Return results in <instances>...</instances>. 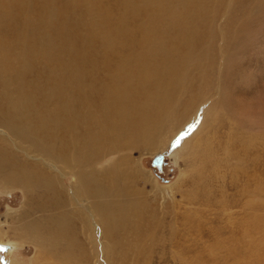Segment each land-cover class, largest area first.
<instances>
[{
	"label": "rangeland",
	"instance_id": "obj_1",
	"mask_svg": "<svg viewBox=\"0 0 264 264\" xmlns=\"http://www.w3.org/2000/svg\"><path fill=\"white\" fill-rule=\"evenodd\" d=\"M33 1L25 0L26 15L29 18L46 15L53 25L58 24L66 30L60 37L64 36L67 43L80 47L83 42L94 41L95 48L89 51H92L97 69L105 63L100 57L106 43L119 51L113 54L111 63L106 64L112 72L121 68L123 56L144 55L150 60L152 56L162 59L164 54L166 62L167 55H172V50H175L179 52L177 55L183 54L180 57L184 61L177 59L175 67H180L178 71L185 79L173 89V106L168 107L172 114L165 110L158 116L161 120H168L163 132L159 130L158 138L155 137V143H164V149L132 151L136 162L145 171L142 173L147 178H154L160 187L167 188L166 197L153 196L150 186L147 187L148 194L142 191L141 197L132 204L130 196L120 197L119 207L123 215L100 212L101 233L97 226L83 224L82 216L77 215L78 212L74 214L69 201H66L59 206L57 213L56 209L54 213L48 210L45 214L41 211L36 213L38 219L41 215L46 217L40 221L52 224L45 229V235H48L35 230L22 232L19 225L34 219L30 212L24 213V210L27 201L37 196L38 188L32 190L27 187L25 192L21 186H8L6 181L11 174L5 168L0 174V264H264V0H199L202 4L205 2L206 5H202L205 11L199 18L194 16L195 19L190 17V0H159V11L166 17L152 9L155 3L150 7L137 8L134 14L126 16L131 24L128 28L135 35V39L129 40H125L124 32L117 36L116 24L121 15H125L127 3L132 8L139 4V0H46L47 4L42 8L35 6ZM170 10L174 14H170ZM71 19L77 21L82 31L76 38L69 35ZM148 19L152 20V24L149 22L152 29L157 26L152 35L155 39L141 41L144 34L142 30L137 31V27ZM2 29L3 32L8 30ZM189 34L193 41L187 42L184 38ZM31 40L32 37L25 34L23 41L27 47L34 43ZM17 48L15 46L14 50ZM154 49L158 53L152 54ZM117 53L121 55L118 57ZM91 54L82 56L93 59L88 57ZM36 57L43 61L38 54ZM68 58L69 55H64V61ZM117 58L121 60L118 62ZM18 64L7 68L10 72L5 70V74L9 72L6 75L10 76H5L7 81L18 74V67L23 68L24 64ZM143 65L137 64L139 69H132L135 67L129 65L130 71L119 77H128L137 86L142 82ZM46 66L28 65V71L18 77L20 82L29 81L35 104L40 106L44 101L42 84H33V81L44 77L45 71L53 70L45 69ZM182 67L185 69L183 72ZM60 68L57 72L61 71ZM120 78L111 84H119ZM2 85L0 78V87ZM152 85L147 82L138 89L132 88L133 99L154 91L156 88ZM44 86L48 89V84L44 83ZM2 106L9 105L0 102ZM34 120L36 116L33 115ZM0 128L11 132L3 116L0 117ZM57 132V138L68 140L60 134V129ZM4 137L1 134L0 145L9 148L10 154L16 157L23 155L30 160L29 153L22 150L30 147L27 145L30 139L23 138L24 144H21L18 139L6 140ZM187 140L188 145L184 144L182 148V143ZM200 144L201 150L197 152ZM93 148L95 150H91L89 162L83 168L109 164L121 153L115 150L107 155L100 142ZM178 148V155H175ZM204 148L209 151L204 153ZM44 161L53 163L50 157ZM68 176L64 182L71 190L76 180L73 175ZM102 181L104 185L106 180ZM105 187L110 189L107 182ZM134 203L140 213L132 217L130 209ZM79 207L83 209V206ZM86 213L88 217L91 214L90 210ZM58 214L68 222V226L60 227L61 243L55 234ZM74 219L77 224L72 226ZM106 225L108 231L104 228ZM132 228L133 234H130ZM72 247L74 250H70ZM56 251L59 256L54 257Z\"/></svg>",
	"mask_w": 264,
	"mask_h": 264
},
{
	"label": "bare ground",
	"instance_id": "obj_2",
	"mask_svg": "<svg viewBox=\"0 0 264 264\" xmlns=\"http://www.w3.org/2000/svg\"><path fill=\"white\" fill-rule=\"evenodd\" d=\"M143 1L145 0H142L140 3L139 0V4L132 8L129 6V3H127L128 6L125 8V15H121L116 24L117 36L119 33L124 32L125 40L131 38L135 39L132 29L130 30L128 28L131 24L129 18L126 16L130 13L134 14L137 8H143L145 6L150 7V5L155 3V7L151 8L156 14H163V12L159 11V0ZM33 3L35 6L39 5L40 8L45 7V4H47L46 0H35ZM190 5L189 10H191V13L188 11L190 17L193 18L196 16V18H199L202 16V12L205 11V6L202 5H206L205 2L202 4L199 0H190ZM171 12L174 14L173 10L169 11L170 14ZM27 13L28 9L25 0H0V27L1 29H8L6 32H3V29L0 30V78L3 81V85L0 87L2 89L0 92V102L9 105L0 107V117L3 116L4 119L7 120L8 127L11 130V132H9L8 130L0 128V137L2 134V136H5L4 138L6 140L7 138H12L14 141L20 140L18 142L21 144H24L23 138L31 140V142L27 144L30 145V147L27 146L28 148L22 149L29 153L27 156L30 160L23 155L22 157L19 155V157L23 159L21 161L19 157L10 154L9 148L5 147L4 144L0 145V174L3 173L1 170L5 168L10 170L9 174L11 175L6 181L8 186H21L25 192H27V187L32 190L38 188L37 196L27 201L24 210V213L30 212V215H33L32 218L34 219L29 220V222L24 225H19V227H22V232H34L35 230L42 231L45 235V229L49 226L51 227L52 224L48 225L45 223L46 221H40L46 217L41 215L39 220L36 217V213L41 211L45 214L47 210L54 213L55 209L57 213L59 206L69 201L68 205L71 207L74 214L78 212L77 215L80 214L82 216L83 224H89L91 227L95 225L98 227L99 233H101L102 225L100 224L99 226L100 212L104 214L115 212L119 215H123V211H121L119 207L121 204L119 202L120 197L125 198L130 196V202L132 204L133 201L141 197L142 191H146L147 193L148 186H150L149 191L152 190L154 192L152 194L153 196L162 195L165 198L167 195V188L160 187L154 178L151 176L147 178V176L144 175L145 171H143L138 162H136L133 152L144 148H152L153 150L164 149L165 146L162 147L164 143L160 144L158 142L159 144H156L155 140L158 138L156 136L159 130L163 132V127L168 120H161L158 116L165 110L169 115L172 114L171 108L168 107L169 105L173 106V99H171L174 94L173 89L175 85L185 79L183 73L181 74L180 70L178 71L180 67L178 69L175 67L177 59L181 58V60L184 61V58L180 57L183 54L177 55L179 52L176 53L175 50H172V55H167V57H169L167 58V63L164 60V54H162V59L161 57L152 56L151 59L149 58L150 60L145 59L146 57L144 55H130L126 57L127 59L122 55L123 57L121 59L123 63L120 62L122 65L121 68L118 66L119 69L112 72L106 64L111 63V59L115 56H113V54L119 51L116 49L114 50L115 46H112V48L106 43V46L104 45L105 47L103 48L104 52H100V58L105 62V65L102 64L100 67L98 66L99 69H97L94 57H92L93 54H91L92 51H89L95 48L94 41L92 42V40H89L87 44L86 42L85 44L84 42H79L82 43L80 47H77V44H72V42L69 44L64 36L60 37L61 33H63L62 31H66L62 30L60 25H53V22L46 18V15L40 18H29L26 15ZM163 16L166 17L164 14L161 17ZM109 20L111 21V18ZM149 22L152 24V20L148 19L147 22L139 24L138 27L136 26L138 28L137 31L142 30L144 34V38L141 41H149L151 39L154 41L155 39V36L152 35L155 33L157 26H154L152 29ZM161 22H163V18H161ZM176 24L178 25V23ZM88 25H91V23ZM29 27L32 30H30ZM69 29V35H72L73 38L82 34L77 21L74 19H71ZM97 32L99 33L101 31L97 30ZM25 34L31 36L34 42L28 47L23 41ZM191 34L184 35V39H186L187 42L193 41ZM140 36L142 37L141 34ZM110 41L112 42V40ZM39 42L41 43L40 47ZM15 46L18 47V50H14ZM118 46L120 45L118 44ZM159 52L161 51L159 50ZM156 53H158V51L154 49L152 54ZM37 54L43 61L37 60ZM87 54H91L88 57L93 59H85L82 56ZM64 55H69L68 61H64ZM117 55L119 57L121 53H117ZM121 59L117 61L119 62ZM182 61L178 62L179 65H182L180 64ZM168 62L169 65H167ZM18 63L24 64L23 68L21 69L18 67V74L13 76V79L10 78L9 80L11 81H7L5 76H7L6 78L10 77L6 75L10 72V70H8L9 67L14 68ZM139 63L144 64L141 69L142 82L139 85L134 86L131 79L128 77H124L123 79L119 77V75H125L127 71H130V69L127 68L129 65L135 67L132 69H139L137 67ZM34 64L47 65L44 67L45 69H53L45 71L44 77H39L33 81V84L37 82L42 84L41 94L44 99L42 106H40V104H35V96L30 92L31 87L29 81L20 82L18 79V77L20 78L23 73L28 71V65L33 66ZM113 66H116V63ZM58 68H60L61 71L57 72ZM6 69L9 72L5 74V72H7L5 71ZM33 70L34 69L31 68V71ZM181 70L183 72L185 69L182 67ZM12 71L13 70H11V72ZM131 71L134 72V70ZM119 78L122 79L119 81V84H111V82H115L119 80ZM15 79L17 85H15ZM43 82L48 84V89H46ZM147 82L152 83V86L156 89L154 91L151 90V92L142 93L139 98L133 99V94H131L132 88L138 89ZM108 83H110V85ZM33 115L36 116V120L34 121H32ZM57 129H60V134H62V136L67 137V141L64 138H59V136L57 138ZM154 131H157V133L155 134ZM97 142H100V145L104 147V153L107 152V155L117 150L121 151L120 156L109 164L105 163L100 167L88 165L87 168H83L82 166L89 162L88 157ZM184 144L188 145V140L182 143V148ZM201 146L200 144L197 147V152L201 150L199 149ZM179 150V148L176 149L174 154L178 155ZM205 151L207 150L205 149L204 153ZM16 152L18 151L16 150ZM32 152L39 153L37 155H30ZM40 157L44 160L50 157L53 163L39 159ZM94 158L93 160L95 161ZM31 160H35L33 161L34 164H31ZM54 169H56L57 172L54 171ZM140 174L144 180H141V176L139 178ZM68 175H73L76 180L71 190L64 182ZM102 180H106L110 187L109 190L105 187L106 182L102 185ZM96 182L101 185H96ZM79 202H81L82 205H78ZM136 203H134V207L130 209L132 217L133 214L140 213V211L137 210L138 208L136 209ZM79 206H83V209ZM150 209L149 207L148 210ZM86 210H90L91 212L89 217ZM55 224L56 232H54L58 234L59 243H61L62 234L60 232V227L68 226V222L62 219L58 214ZM71 224L75 226L77 221L74 219ZM104 228L106 229L107 225ZM50 230H52V228ZM131 231L132 233H130ZM131 231L128 232L133 234V228ZM46 235L48 234L46 233ZM32 236L33 235L30 237L32 238ZM34 240L35 238L33 237V241ZM49 240L50 239H48V241ZM10 248H14V245H10ZM74 248L75 247H72L70 250H74ZM53 256H59V252L56 251ZM68 261H66V263H68Z\"/></svg>",
	"mask_w": 264,
	"mask_h": 264
}]
</instances>
